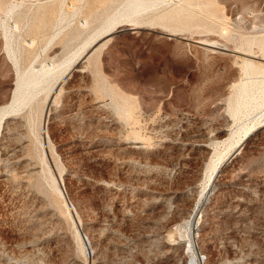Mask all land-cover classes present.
Segmentation results:
<instances>
[{"label": "rangeland", "instance_id": "374dc122", "mask_svg": "<svg viewBox=\"0 0 264 264\" xmlns=\"http://www.w3.org/2000/svg\"><path fill=\"white\" fill-rule=\"evenodd\" d=\"M125 1L0 0V264H264V112L234 119L264 80V0H159L188 5L11 107L16 64L82 53Z\"/></svg>", "mask_w": 264, "mask_h": 264}, {"label": "bare ground", "instance_id": "6f19581e", "mask_svg": "<svg viewBox=\"0 0 264 264\" xmlns=\"http://www.w3.org/2000/svg\"><path fill=\"white\" fill-rule=\"evenodd\" d=\"M185 1L191 2V1H195V0H185ZM159 5H160L159 0H126L125 3L123 4L122 9H120L115 14H113V16L111 18H108L106 20V22L104 23V25H102L103 27L98 31L97 35L93 39H91L86 44V46L84 45V49H83L82 53H80V54L76 53L75 56H73V57L71 56L72 58L68 59L67 61L65 60V62H63V63H60V64H52V63L48 64L47 63V65L40 66V67L33 66L32 68H29V70H25L24 72H22L19 65L16 64V62H17L16 61L15 62L16 67H17V74H16L17 80H16V84H15L16 88L14 90V94H13L14 96H12L13 97V106L10 105L14 109L11 107H10L11 108L10 109V108H8L9 107L8 106L7 111H8V109H9V111H12V109L15 110L17 108H20L23 105L28 106V105L33 104L34 102L37 101V98L42 93H46V99H49L51 94L54 92L55 88H57V86H59V84L68 75L69 70L72 68L73 64L76 63V61L79 62L80 59H82L83 57L88 55V52L90 51V49H92L95 46H97L98 44H100V42H102L103 40H105V39L111 37L112 35L116 34L118 31H121V29L123 30L124 28H129V29L133 30V28H136L135 25L142 24L143 21L141 22V18H146L152 22L157 21V20L178 21L179 18L181 17V15H183L184 9H185V7H187L188 4L184 3L180 9L174 10V11L168 12V13H164L165 11H161L160 9H158ZM61 10H63L62 7H61ZM3 22H6V21H3ZM82 26H83V28H90V23L88 21L82 22ZM4 27H6L5 24H4ZM11 28H12V26H11ZM17 28H18V26L16 27V30H18ZM9 29H10V27H9ZM13 30H15V28ZM7 38H10L9 35ZM206 46H208L209 48L210 47L211 48H217L219 46L222 47V45H218L215 47V46H212L210 44L206 45ZM260 47H261L262 51H264V42H262ZM241 54L245 57L257 58V57H253L249 54H245V53H241ZM244 63L247 65L246 69H250L251 67L253 69L258 68L256 66L255 62H253L252 60H249L247 58H244ZM236 106H237V109L235 111V118L234 119H236V118L238 119L239 116L250 117V116L254 115L255 113H256V115H258L259 114L258 112H260V113H261V111L264 112V80L260 84H255V83L249 84L248 83L246 85V88H243L240 91V93L237 97ZM7 111H6V113H7ZM3 113L5 115V112H3ZM8 114H9V112L7 113V115ZM259 116L261 118L264 117V116L262 117L261 114H259ZM7 119H9V118H7ZM238 120H240V118ZM252 120L253 119H251V122H252ZM254 120H255V123H252V124H254L253 127H257L258 124L260 127H264L262 122H261V125H262L261 126L259 121H257L256 119H254ZM3 121H6L5 116L0 118V129L2 127H4L3 123H5V122H3ZM245 123H247V121ZM253 127H249V129L246 132V137H248L249 132L251 131V129ZM244 129H247L246 126H244ZM1 132L2 131H0V134H1ZM220 160L221 159L218 158L217 161H214L213 163L211 162L212 163V165H211V171L212 172L210 173V175L212 174V176H213L214 171L219 166ZM212 176H210V178H209L210 180L212 179L211 178ZM208 177L209 176H207V178ZM173 223H175V222H173ZM194 223H193V221L189 223L188 237H189L190 243H193L195 241V238H196L195 233L197 231V227ZM198 261H200V258ZM195 263H197V258H196V256H192L190 258V264H195Z\"/></svg>", "mask_w": 264, "mask_h": 264}]
</instances>
